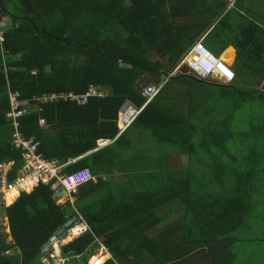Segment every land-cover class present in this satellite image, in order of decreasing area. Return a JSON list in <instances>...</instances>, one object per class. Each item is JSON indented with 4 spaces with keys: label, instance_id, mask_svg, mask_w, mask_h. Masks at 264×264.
Listing matches in <instances>:
<instances>
[{
    "label": "trees",
    "instance_id": "1",
    "mask_svg": "<svg viewBox=\"0 0 264 264\" xmlns=\"http://www.w3.org/2000/svg\"><path fill=\"white\" fill-rule=\"evenodd\" d=\"M243 1L230 8L225 0H0L18 26L7 35V74L0 55V163L14 162L10 181L22 170L23 152L13 146L7 119L8 84L25 101L46 93L85 94L90 86L105 91L85 105H41L42 112L20 119L25 139L39 143L43 158L62 164V174L87 170L92 177L73 191L90 230L62 245L68 264H91L101 243L111 253L101 264H169L189 248H176L173 256L163 237L147 233L172 215L184 218L174 227L182 230L181 243L196 248L237 240L262 215L264 29L241 14ZM199 40L217 56L227 49L221 58L231 63L233 83L218 86L179 73L120 133L122 107H142L143 89L171 74ZM197 87L218 89L222 102L203 98ZM202 111L205 123L194 120ZM201 124L209 130L192 133ZM236 137L240 156L228 147ZM99 140L111 143L98 149ZM150 155L162 167L174 155H187L189 164L153 172L145 161L142 171L122 181L104 178L116 167L137 170L131 160ZM10 192L9 202L16 201L2 207L13 241H0V250L15 248V255L0 264H42L41 246L72 216L71 205H57L46 184L19 196ZM253 229L264 230V222Z\"/></svg>",
    "mask_w": 264,
    "mask_h": 264
},
{
    "label": "built area",
    "instance_id": "2",
    "mask_svg": "<svg viewBox=\"0 0 264 264\" xmlns=\"http://www.w3.org/2000/svg\"><path fill=\"white\" fill-rule=\"evenodd\" d=\"M232 5L235 0H225ZM18 26L14 23L13 17L6 13L0 6V55L4 65V71L7 74L8 50L6 49V41L8 32L12 28ZM188 70L187 75H195L202 82H212L219 86H227L234 81V73L226 64L221 56H216L209 50L203 40L196 42L182 57L177 67L169 75H165L159 83L148 85L143 89V96L146 99L142 107H136L132 104H125L120 112L118 126L120 133L128 129L132 123L138 118L141 112L151 101L158 96L172 78L183 70ZM105 91L99 87L90 86L85 94H76L74 92L46 93L41 96L34 97L31 101L22 100L19 92L11 90L8 84L9 111L7 119L12 124L13 146L23 152L22 170L16 179L10 181L14 162L0 163V200L8 204L7 194L14 189L21 192H30L39 184L50 185L53 192L52 198L57 205H71L73 214L68 220L58 227L41 246L40 261L42 264H68V258L61 256L62 245L79 235L90 230L85 218L78 208V199L73 195V191L84 182L92 179L89 171L85 170L74 175L62 174L63 165L55 160H47L38 152L39 143L34 139H25L20 130V119L29 115L30 112H42L41 105L53 104L55 102H77L79 105H85L92 97H104ZM34 102V106L33 103ZM41 127L45 126L43 118L38 119ZM109 140H99L98 149L104 147ZM111 142V141H110ZM71 159L69 162H75ZM87 172L89 178L84 182H79L77 176ZM27 183H31L30 188L24 187ZM17 196V197H18Z\"/></svg>",
    "mask_w": 264,
    "mask_h": 264
},
{
    "label": "crops",
    "instance_id": "3",
    "mask_svg": "<svg viewBox=\"0 0 264 264\" xmlns=\"http://www.w3.org/2000/svg\"><path fill=\"white\" fill-rule=\"evenodd\" d=\"M227 50V49H226ZM225 50V51H226ZM224 51V52H225ZM223 52V53H224ZM222 53V54H223ZM221 54V55H222ZM218 94H220L218 91H215ZM195 121H204L207 122V117L205 113L202 111L200 112L198 117L194 118ZM204 130H209L207 125H197L196 129L192 133H202ZM111 142L108 141L106 145L110 144ZM151 155L149 157H142V159L138 156L137 158L132 159L131 161H134L135 164L139 165V168L137 170L131 167H128L126 171H122L119 169V167H116L113 174L111 175H105L104 178L106 180H113L115 179L116 181H122L125 176H130L135 174V172H140L143 169L142 165L144 164L145 161L148 162L149 168L147 170L149 171H158V170H169V169H174V170H181V168H186L188 167L189 164V158L187 155H174L168 158L169 161H166L162 167V162L161 159L159 160L158 156H155L152 160L150 159ZM169 162V164H166ZM172 163V164H171ZM160 172V171H159ZM85 176L86 181L88 177L83 173ZM95 181V179H93ZM18 198V197H17ZM16 198V199H17ZM11 199V198H10ZM9 199V201H10ZM16 201V200H15ZM14 201V202H15ZM3 202L0 200V216L4 215L6 216V213L3 209ZM85 204L84 202H81V206ZM10 204H7L6 206H9ZM2 207V208H1ZM4 212V214H2ZM184 218H179L176 214L172 215L169 217L166 221H164L162 224L159 225L158 228L150 231L147 233V236L149 238L153 239H159V237H163L164 244L163 245H168L170 249H168V253H173V256L175 255V249L178 248L179 250L185 248H189L188 255H185L184 258L182 259H175L173 261H170L169 264H255L253 259L248 256H237L236 257V249L239 247H243L246 245V241L244 240H234L232 236H229L227 241L225 243H212L208 245H203L198 248L191 247L186 244H182V230H175L174 227L177 226L178 224H183ZM6 231H3L4 229L0 225V241L4 240L6 244H11L13 241V237L11 235V229H10V224L8 221V218L6 216ZM163 234V235H162ZM244 241V242H243ZM236 242V243H234ZM243 242V243H241ZM3 243H0V247L2 246ZM186 245V246H185ZM2 253V255H1ZM107 253V255H106ZM15 255V248L12 249H7L5 252L0 250V258H10ZM107 256V260L111 258V253L108 250H104L103 256ZM106 261V260H105ZM104 261V262H105ZM103 262V263H104Z\"/></svg>",
    "mask_w": 264,
    "mask_h": 264
},
{
    "label": "rangeland",
    "instance_id": "4",
    "mask_svg": "<svg viewBox=\"0 0 264 264\" xmlns=\"http://www.w3.org/2000/svg\"><path fill=\"white\" fill-rule=\"evenodd\" d=\"M229 7H231L229 5ZM241 14H243L244 16L248 17L251 21H255L258 25H260L263 29H264V0H244L243 2H241V8H240ZM263 37H264V30L262 33ZM225 58V57H223ZM231 64V63H229ZM176 87V84H174ZM174 89V88H173ZM263 89H264V85H263ZM218 91V89H214V88H209V87H204L196 88V92L202 96L203 98H206L207 100H209L210 102H222V99L220 97V95L215 92ZM240 125H237L236 127V132L238 131L239 134V130H240ZM247 125H244L243 128H246ZM240 140V137H236L235 141H232L231 144L228 145V147L230 148L231 152L238 154V150H239V145L238 142ZM240 156V153L238 154ZM207 181V179H206ZM211 185V184H209ZM227 185V184H225ZM214 188V190L219 191L220 187L213 185L212 186ZM211 188L206 190H210ZM17 192V191H16ZM12 193L9 192L7 194L6 200L8 202V204H12V202L14 201L15 196L12 198L11 203L9 202V199L11 198ZM6 204V203H5ZM260 212L261 216H256L255 219H252L249 222V226L252 227V230H246V231H241L240 234H238L237 238L239 239H252V240H244L246 241V245H244L243 247H239L236 249V257L237 256H248L251 257V259H253L255 264H264V230H257L254 231L253 227H256L259 224H263L264 222V206H261L260 208ZM4 214V212L2 213ZM6 216L5 214L0 216V225L2 226V228L4 229L3 231H6ZM246 225V223L243 224V226ZM243 241V242H244ZM241 242V243H243ZM236 243V242H234ZM96 249V255L91 257L90 262L91 264H101L103 263L105 260H107V253L105 256H103L104 250L102 249V246L100 245L99 247H95ZM89 264V261H88Z\"/></svg>",
    "mask_w": 264,
    "mask_h": 264
},
{
    "label": "clouds",
    "instance_id": "5",
    "mask_svg": "<svg viewBox=\"0 0 264 264\" xmlns=\"http://www.w3.org/2000/svg\"><path fill=\"white\" fill-rule=\"evenodd\" d=\"M233 4H234V3H233ZM233 4H232V5L229 4V5L232 7ZM231 7H230V8H231ZM216 56H217V55H216ZM220 56H221V55H220ZM228 65H229V64H228ZM231 70H232V69H231ZM233 73H234V72H233ZM234 77H235V76H234ZM208 83H212V82H208ZM213 84H215V83H213ZM231 84H232V83H231ZM215 85H216V84H215ZM229 85H230V84H229ZM218 86H219V85H218ZM227 86H228V85H227ZM87 224H88V223H87ZM87 232H88V231H87ZM79 236H80V235H79ZM75 238H76V237H75ZM73 239H74V238H73ZM73 239H71V240H73ZM71 240H68V241H71ZM68 241H67V242H68ZM67 242H66V243H67ZM101 246H102V249H103V250H108L107 247H105V245H103L102 243H101ZM61 249H62V248H61ZM61 256H62V252H61ZM89 260H90V259H89Z\"/></svg>",
    "mask_w": 264,
    "mask_h": 264
},
{
    "label": "bare ground",
    "instance_id": "6",
    "mask_svg": "<svg viewBox=\"0 0 264 264\" xmlns=\"http://www.w3.org/2000/svg\"><path fill=\"white\" fill-rule=\"evenodd\" d=\"M28 187V188H30V186H31V183H27L24 187ZM15 191H17V193L19 192L17 189H15Z\"/></svg>",
    "mask_w": 264,
    "mask_h": 264
},
{
    "label": "water",
    "instance_id": "7",
    "mask_svg": "<svg viewBox=\"0 0 264 264\" xmlns=\"http://www.w3.org/2000/svg\"><path fill=\"white\" fill-rule=\"evenodd\" d=\"M182 72H183L182 75H187L188 70L185 69Z\"/></svg>",
    "mask_w": 264,
    "mask_h": 264
}]
</instances>
